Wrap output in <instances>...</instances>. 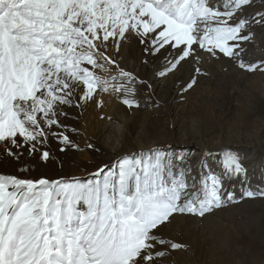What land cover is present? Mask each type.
Wrapping results in <instances>:
<instances>
[{
  "label": "snow or ice",
  "instance_id": "6c2138e0",
  "mask_svg": "<svg viewBox=\"0 0 264 264\" xmlns=\"http://www.w3.org/2000/svg\"><path fill=\"white\" fill-rule=\"evenodd\" d=\"M254 3L228 0L220 8L210 0H0V153L47 162L50 135L61 151L78 148L57 131L66 127L61 117L89 102L102 106L100 94L138 107L136 76L109 54L131 39L146 54L175 49L161 77L186 59H203L201 52L264 73V59H245L253 29H264V7L248 11ZM195 83L193 78L184 90ZM183 160V153L156 147L125 154L83 179L0 174V264H165L187 247L163 235L177 215L203 218L235 199L223 191V176L202 175L197 184L176 170L174 161ZM224 166L228 176L247 173L229 150ZM243 196L264 198V191Z\"/></svg>",
  "mask_w": 264,
  "mask_h": 264
},
{
  "label": "rangeland",
  "instance_id": "374dc122",
  "mask_svg": "<svg viewBox=\"0 0 264 264\" xmlns=\"http://www.w3.org/2000/svg\"><path fill=\"white\" fill-rule=\"evenodd\" d=\"M259 7H264L262 0H255L254 7L248 11ZM253 33L252 41L245 44L249 55L245 59L255 61L259 59L251 57V53L256 38H261L264 46V29L255 27ZM174 54L175 49L161 50L156 55L146 54L144 46L136 39L121 44L118 64L136 76L135 99L139 106L128 108L115 97L113 108L104 120L117 124L119 133L100 126L99 137L104 142L107 139L117 141L120 146L115 150L119 155L117 159L156 147L183 153L182 162L174 161L176 170H185L189 177L196 178L197 184L200 179L191 172L197 164H200V171H204L202 175L212 174L208 155L204 152L206 149L222 147L224 151L226 146L242 158L241 151L247 148L251 159L244 167L248 172L235 175L234 186L224 190L225 193L236 192L237 198L233 202L203 218L177 215L163 230L166 239L187 246L172 252L165 264H204L203 261L208 259L210 262V258L215 259L212 264H264V198L243 196L249 190L264 191V83H259V78L255 77L261 72L244 71L236 61L222 54L219 58L209 59L201 52L203 59H186L175 70L159 76ZM193 78L196 83L185 91ZM93 103L89 102L82 109H69L67 117H61L66 127L57 131H64L79 147L69 145L61 151L62 145L50 135L44 147L51 156L47 162L42 161L45 178H88L102 166L104 152L96 147L89 149V143L83 137L85 132H81L83 127L86 130L96 125ZM256 150L259 153L253 156ZM206 153L210 154V151ZM38 160L37 155L27 153L19 160L0 153V174L16 175L21 179L25 175L33 176L29 173L33 169L26 172L21 169L28 162L35 165ZM116 160L108 165H113ZM212 214L218 219L214 221ZM226 227L232 231L224 233ZM217 229H221L222 234L216 233Z\"/></svg>",
  "mask_w": 264,
  "mask_h": 264
},
{
  "label": "bare ground",
  "instance_id": "6f19581e",
  "mask_svg": "<svg viewBox=\"0 0 264 264\" xmlns=\"http://www.w3.org/2000/svg\"><path fill=\"white\" fill-rule=\"evenodd\" d=\"M210 2L212 4H214L215 6L222 8L223 5L228 2V0H210ZM260 39L261 38H259V37L256 38V40H255L256 41V43H255L256 46L253 47V51L251 53V57L257 58V59H262V58L264 59V46L262 45ZM263 40H264V38H263ZM251 41H249L247 43H250ZM109 54L110 55H113L115 57L117 63H118V60H117V52H116V50H115L114 47L110 50V53ZM119 67L122 68L120 65H119ZM113 69L115 70V66H113ZM255 77H258L259 78V81H258L259 83H264V80H263L264 73L263 74L262 73H259ZM115 97L116 96H114V95L110 96L108 94H100L97 97V100L98 101L99 100H102L103 101L102 106H97V103H93V106H92L93 111H94V113L92 112L93 115L95 113H97V115L95 117L96 118V122H95L96 125L95 126H92V127H87V129H88L87 133H86V130L87 129L85 130L84 127L82 129L83 131H81L83 133L85 132V134H83L84 141L87 140L86 142L91 143L94 147H96L99 150H101V151L104 152L105 156L103 157V164H102V166L105 165V164L108 165L110 163H113L117 159V157L119 156V155H117L115 153V150L120 147V146L118 147L117 141H113V140H108L107 139L104 142L99 137V129H100V126H102L104 128L109 127L110 129L114 130V132L119 133V131H118V125L117 124L115 125L111 121H108L106 119L104 120L105 115L107 114V112L110 113L109 111L113 108V106H112L113 103L112 102H114ZM101 117H103V118H101ZM80 119H82V118H80ZM82 122L85 123L86 121L83 120ZM102 123H103V125H100ZM75 127L78 128L79 126L75 125ZM67 132L70 133L69 131H67ZM235 147L236 146H234L232 148H235ZM224 148H226V149H224V151H225L229 147H226L225 146ZM222 150H223L222 147H214V148L206 149V151H204V152H205L206 155H208L207 157H208V159L210 161L212 174L217 175V176H223L224 177V189H223V191H224V190H228L233 185L235 175H232V176L226 175L224 162H222V159H221V158L224 159V157H222L224 151H222ZM207 151H210V154L209 153H206ZM241 152H242L241 155L243 156L241 158V161H242L243 165H245V163L251 159L250 153H249V151H248L247 148L244 151H241ZM258 153H259V151H257V150L254 151L253 156L257 155ZM201 158H200V160H201ZM43 163H42V161H39L38 160V161H36L35 165H31L30 162H28L27 163V166H28L27 167V170H24V172H26V171H28L30 169H33L34 171L29 172V173L33 174V176H27V175H25L22 178L23 179H28V178H31V179L45 178L46 177V173H45L46 170L44 168V164ZM24 167L25 166H23V168ZM39 167L41 168L40 170H39ZM16 170H17V168H16ZM191 172H194L195 173V176L197 178H199V179L202 176V174H204L203 173L204 172L203 170L200 171V164H197L196 168H193L191 170ZM233 195H234V198L236 199L237 198V194H236L235 191H233ZM211 216L213 217L214 221L218 219L217 216L215 217V214H212ZM228 230L229 231H232V229L230 227L229 228L226 227V230H225L224 233H226ZM215 232L222 234V230L221 229H217V230H215ZM194 259L196 260V263H197V258H194ZM195 260H192V261L195 263ZM207 260L205 259V261H203L204 264H210L212 261H215V259H213V258H210V262H208Z\"/></svg>",
  "mask_w": 264,
  "mask_h": 264
}]
</instances>
